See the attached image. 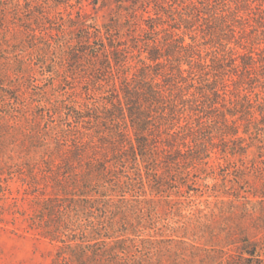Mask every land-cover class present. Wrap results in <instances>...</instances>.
I'll return each mask as SVG.
<instances>
[{
  "label": "rangeland",
  "instance_id": "374dc122",
  "mask_svg": "<svg viewBox=\"0 0 264 264\" xmlns=\"http://www.w3.org/2000/svg\"><path fill=\"white\" fill-rule=\"evenodd\" d=\"M151 1L0 0V264H95L86 249L115 254L117 264H264L255 146L161 164L152 176L139 162L143 183L131 164L106 182L87 175L88 160L111 156L94 124L111 86L92 78L76 49L97 31L127 45L143 38L160 18ZM176 20L161 14L164 25ZM90 137L96 148L80 147L75 163V146Z\"/></svg>",
  "mask_w": 264,
  "mask_h": 264
},
{
  "label": "trees",
  "instance_id": "16d2710c",
  "mask_svg": "<svg viewBox=\"0 0 264 264\" xmlns=\"http://www.w3.org/2000/svg\"><path fill=\"white\" fill-rule=\"evenodd\" d=\"M151 2L160 18L148 25L143 38L127 45L116 34L106 30L104 37L97 31L92 44L76 49L92 78L111 86L94 123L111 156L88 160L95 166L87 175L106 182L113 168L131 164L143 183L139 162L150 167L146 174L152 176L150 171L161 164L204 160L213 149L245 156L252 146L264 165V0ZM161 14L178 23L164 25ZM182 25L184 35L176 34ZM91 138L75 146V163L83 158L80 147L96 148ZM81 202L95 208L94 202ZM89 223L91 236L98 234ZM81 253L95 264H117L116 255L105 250Z\"/></svg>",
  "mask_w": 264,
  "mask_h": 264
}]
</instances>
